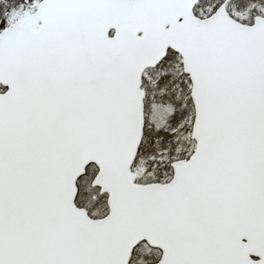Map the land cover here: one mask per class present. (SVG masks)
I'll use <instances>...</instances> for the list:
<instances>
[{"label": "snow or ice", "instance_id": "snow-or-ice-1", "mask_svg": "<svg viewBox=\"0 0 264 264\" xmlns=\"http://www.w3.org/2000/svg\"><path fill=\"white\" fill-rule=\"evenodd\" d=\"M0 264H264V0H0Z\"/></svg>", "mask_w": 264, "mask_h": 264}]
</instances>
